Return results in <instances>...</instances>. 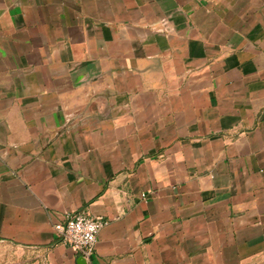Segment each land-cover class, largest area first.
<instances>
[{
	"label": "crops",
	"instance_id": "obj_1",
	"mask_svg": "<svg viewBox=\"0 0 264 264\" xmlns=\"http://www.w3.org/2000/svg\"><path fill=\"white\" fill-rule=\"evenodd\" d=\"M264 264V0H0V264Z\"/></svg>",
	"mask_w": 264,
	"mask_h": 264
},
{
	"label": "built area",
	"instance_id": "obj_2",
	"mask_svg": "<svg viewBox=\"0 0 264 264\" xmlns=\"http://www.w3.org/2000/svg\"><path fill=\"white\" fill-rule=\"evenodd\" d=\"M103 217L84 212L65 213L53 226L57 240L89 264L99 233L108 225Z\"/></svg>",
	"mask_w": 264,
	"mask_h": 264
},
{
	"label": "water",
	"instance_id": "obj_3",
	"mask_svg": "<svg viewBox=\"0 0 264 264\" xmlns=\"http://www.w3.org/2000/svg\"><path fill=\"white\" fill-rule=\"evenodd\" d=\"M77 263L78 264H86L85 261L82 258H80Z\"/></svg>",
	"mask_w": 264,
	"mask_h": 264
}]
</instances>
